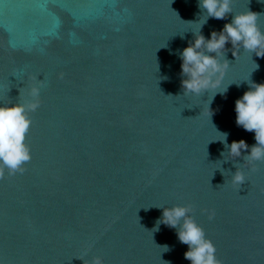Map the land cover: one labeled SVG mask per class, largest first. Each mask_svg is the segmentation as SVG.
<instances>
[{
  "label": "water",
  "instance_id": "water-1",
  "mask_svg": "<svg viewBox=\"0 0 264 264\" xmlns=\"http://www.w3.org/2000/svg\"><path fill=\"white\" fill-rule=\"evenodd\" d=\"M231 7L203 25L206 39L248 10L264 31V0ZM203 14L198 0H0V105L42 81L31 160L0 179V264H191L176 229H153L157 207L174 205L193 207L221 264H264V162L252 171L246 151L225 162L218 141L256 143L235 101L245 81L264 83V58H235L229 42L220 87L183 95L180 52Z\"/></svg>",
  "mask_w": 264,
  "mask_h": 264
},
{
  "label": "clouds",
  "instance_id": "clouds-1",
  "mask_svg": "<svg viewBox=\"0 0 264 264\" xmlns=\"http://www.w3.org/2000/svg\"><path fill=\"white\" fill-rule=\"evenodd\" d=\"M231 5L232 0H198V7L204 12L202 16L206 15V18L199 33H193L194 41L180 52L183 95L200 96L220 87L229 67V60L225 58V45L229 42L235 58L237 51L241 48L252 55L255 54L256 57L264 58V31L257 23L262 13L248 10L234 14L231 22L226 23L221 31L211 32L210 39H206L201 33L203 25L209 18L222 20L231 14ZM258 68L259 65L256 64L255 70ZM245 82L249 90L235 101V122L245 131L254 132L256 143L250 147L245 140L241 139L234 140L229 145L227 143L228 134L222 132L220 134L223 139L218 141L223 143L227 149V155L225 152L221 153L224 158L227 156L235 160L241 157L242 151H246L243 164L253 165L251 170L255 171V162H264V83H256L251 78ZM41 86L42 81L37 80L28 91L30 99L23 103L0 105V179L4 178L5 171L8 175L22 174L26 171L24 166L31 160L30 147L26 143L32 123L28 113L35 112L40 107ZM226 91L227 89L222 93L215 92L213 98L217 93L223 94ZM227 160L229 159L225 158V162ZM238 165L241 164L235 165L236 171L231 173L230 181L240 189L247 181L245 173ZM221 173L225 175L224 170ZM157 208L162 209V216L157 220L153 228L154 232L159 230L161 224L176 229L178 240L188 246L184 258L191 264H221L216 257L215 245L206 237L204 229L191 215L193 212L191 205ZM209 218L211 219L212 216L210 215ZM161 247L165 249V252L170 250L167 245ZM77 259H80L83 264H104L100 256H94L91 260L83 257H77ZM166 264L170 262L166 261Z\"/></svg>",
  "mask_w": 264,
  "mask_h": 264
}]
</instances>
